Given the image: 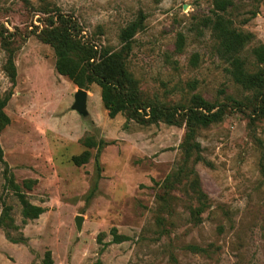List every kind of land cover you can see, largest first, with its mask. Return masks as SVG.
Here are the masks:
<instances>
[{"label": "rangeland", "instance_id": "obj_1", "mask_svg": "<svg viewBox=\"0 0 264 264\" xmlns=\"http://www.w3.org/2000/svg\"><path fill=\"white\" fill-rule=\"evenodd\" d=\"M232 1L229 16L252 34L244 55L257 70L263 65L251 47L264 45V0ZM45 5L77 20L97 47L118 48L121 29L143 16L127 62L145 95L171 103L199 93L225 105L224 118L197 135L202 160L194 167L208 204L200 223L188 218L193 201L173 192L167 233L155 224L157 184L181 160L184 127L140 125L123 113L110 118L95 83L83 88L87 113L72 109L78 87L57 73L52 47L35 34ZM212 8V0H0V30L17 46L4 108L10 122L0 133L3 160L17 183L36 180L22 190L45 209L22 222L0 162V213L9 205L17 225L0 227V264H44L46 251L52 264H264V114L218 54L205 25ZM5 60L0 44V96L11 88ZM87 136L103 142L99 151L82 143ZM85 149L90 158L75 165L71 156ZM113 227L128 239L111 242ZM189 244L208 251L192 252Z\"/></svg>", "mask_w": 264, "mask_h": 264}, {"label": "trees", "instance_id": "obj_2", "mask_svg": "<svg viewBox=\"0 0 264 264\" xmlns=\"http://www.w3.org/2000/svg\"><path fill=\"white\" fill-rule=\"evenodd\" d=\"M29 4V0H23ZM212 15L205 18L213 37L217 41V51L227 64V71L233 81L243 89L255 93V100H259L258 112L264 114V45L258 43L251 47V53L256 61L263 66L252 71L245 59V47L252 39V34L238 29L229 16L233 7L232 0H212ZM48 14L44 25L36 32L37 38L49 44L55 55L54 67L57 73L66 76L79 88H88L95 83L100 87V98L110 118L123 113L126 120H133L140 125L158 124L183 126L184 133L180 143L181 160L177 167L168 173L157 184V208L155 210V224L160 229L159 234H166V222L172 214L171 202L174 193L179 192L187 196L188 218L197 224L202 221L201 213L208 204L206 194L200 186L198 173L194 165L202 160L200 143L197 140L198 131L220 122L225 116V105L210 101L199 93L192 94L186 101L164 102L158 98H151L139 88L137 79L128 68V56L131 52L132 38L143 26V16L130 22L119 33L120 46L111 48L99 46L90 39L84 38L81 28L73 17L45 5L40 9ZM11 34L7 30H0V44L6 52L4 70L10 79L11 88L0 96V133L9 124L10 118L4 108L11 97L12 87L15 85L16 67L14 63L17 46L13 43ZM233 105H240L232 100ZM86 147L96 146L97 151L103 143L93 137L82 138ZM98 153V152H97ZM90 151L72 155L75 165L86 163L90 158ZM0 162L4 163V177L7 187L18 198L21 205L22 222L37 218L45 209L33 204L26 198L23 188L30 190L35 179H25L22 184L17 183L13 175L7 174L8 166L3 160L0 146ZM264 175V167L262 168ZM174 192V193H173ZM0 227L17 228L10 215V206L4 205L0 213ZM111 242L119 243L128 239L127 235L111 228ZM11 240L16 241L14 238ZM187 248L192 252L206 253V247L189 244ZM44 264H52L50 252H45Z\"/></svg>", "mask_w": 264, "mask_h": 264}, {"label": "water", "instance_id": "obj_3", "mask_svg": "<svg viewBox=\"0 0 264 264\" xmlns=\"http://www.w3.org/2000/svg\"><path fill=\"white\" fill-rule=\"evenodd\" d=\"M86 99H87V91L83 88H77L74 93V102L72 104V109H74L79 114H86ZM81 216L77 215L75 218L76 226L79 228L81 225Z\"/></svg>", "mask_w": 264, "mask_h": 264}]
</instances>
